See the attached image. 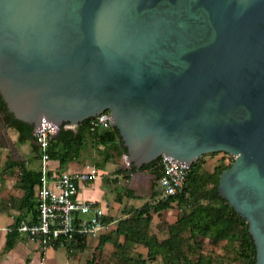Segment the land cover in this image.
<instances>
[{"label":"water","instance_id":"water-1","mask_svg":"<svg viewBox=\"0 0 264 264\" xmlns=\"http://www.w3.org/2000/svg\"><path fill=\"white\" fill-rule=\"evenodd\" d=\"M0 96L34 125L108 110L131 187L161 155L228 152L217 189L264 264V0H0Z\"/></svg>","mask_w":264,"mask_h":264},{"label":"crops","instance_id":"crops-1","mask_svg":"<svg viewBox=\"0 0 264 264\" xmlns=\"http://www.w3.org/2000/svg\"><path fill=\"white\" fill-rule=\"evenodd\" d=\"M78 124L67 127L76 129ZM87 126L86 123V128L82 130V144L77 157L61 165L58 158L49 156V167L70 172L96 170L94 178L78 184V197L102 206L105 218H119L122 212L134 211L150 202L152 192L159 189L155 183L156 178L152 179L150 188L143 177L138 178V184L136 182L131 187L129 181L133 170L126 165L121 166L115 154L105 158L107 148L95 141ZM6 134L7 137L0 143V264H133L131 261H123V258L133 259L138 254L148 264L160 262V257L159 260L147 259L148 248L143 243L127 241L124 233L115 231L110 234H84L68 247L55 246L43 251L35 239L15 230L13 226L20 216V219L32 218V212L22 206L25 189L20 179L19 164L23 163L27 169L40 171V160L34 149L37 146L34 139L18 140V131L12 126H6ZM33 159L38 160L37 167L33 166ZM143 171L150 172L149 169ZM159 198L164 197L158 196L157 199ZM174 208L175 216L171 212ZM179 212L175 205L152 211L149 224L151 233L156 234L159 239L167 237L168 225L175 222ZM105 235H109V238L102 241ZM81 240L82 244L79 245ZM115 242L124 248L119 249Z\"/></svg>","mask_w":264,"mask_h":264},{"label":"trees","instance_id":"trees-1","mask_svg":"<svg viewBox=\"0 0 264 264\" xmlns=\"http://www.w3.org/2000/svg\"><path fill=\"white\" fill-rule=\"evenodd\" d=\"M0 110L5 111L6 123L18 131V140L34 139L32 134L34 124L16 118L12 112L6 109L1 96ZM86 123L87 118L78 124L76 129L66 127L64 126L65 122L62 123L56 134L50 138L49 156L58 158L61 165L76 158L82 144V130L84 127L86 128ZM92 133L95 141L107 148L105 158H109L111 154L121 156V154L127 153V147L115 126L97 128ZM34 149L37 150V146H34ZM160 157L144 163L141 167L142 169L151 167L149 170L156 175L155 183L157 185L162 168L154 166V164ZM229 157L230 160L227 163L214 167L212 171H199V164L195 162L194 168L188 173L180 191L157 199L160 189H155L151 194L150 202H146L134 211L122 212L127 215L121 217L115 228L107 234L114 231L124 233L127 241L143 243L148 248L147 259L156 260L160 257L158 264H211V260L205 254L200 251L197 254L195 252L200 246L199 236H210L215 240L231 234L232 237L239 240L238 254L245 259L244 264H254L256 250L252 235L248 230V224L245 218L219 194L217 189L220 171L233 160L232 156ZM19 165L21 167L20 179L25 189L22 206L32 212L33 218L36 213L34 186L39 183L41 173L39 170L27 169L23 163ZM130 169L134 170L133 164ZM173 205L179 209V215L175 222L168 225V236L159 239L156 234L150 231L151 213ZM20 217L16 220V226ZM108 238L109 235H105L101 240ZM81 244L82 240L79 245ZM115 245L119 249L124 248L118 242H115ZM123 259L126 262L131 261L133 264H148L140 254L133 259Z\"/></svg>","mask_w":264,"mask_h":264},{"label":"built area","instance_id":"built-area-1","mask_svg":"<svg viewBox=\"0 0 264 264\" xmlns=\"http://www.w3.org/2000/svg\"><path fill=\"white\" fill-rule=\"evenodd\" d=\"M87 125L91 133L97 128H110L112 123L109 111L89 116ZM64 126L72 125L65 122ZM57 129L59 127L56 123L47 122L44 118L34 125L32 132L41 173L34 190L36 213L33 218L20 219L17 226H13L26 237L35 239L43 251L55 246L68 247L84 234L111 232L118 220L127 215L122 213L119 218L106 219L102 206L78 197V184L94 178L96 170L70 172L49 167L50 132ZM123 156L125 158L126 153ZM197 159L198 157L184 165L176 158L161 155L154 164L162 168V174L158 178V196L165 197L180 191Z\"/></svg>","mask_w":264,"mask_h":264},{"label":"rangeland","instance_id":"rangeland-1","mask_svg":"<svg viewBox=\"0 0 264 264\" xmlns=\"http://www.w3.org/2000/svg\"><path fill=\"white\" fill-rule=\"evenodd\" d=\"M5 126H9L5 123ZM13 131L12 128H10ZM125 153L118 156L117 159L126 160L127 168L131 166V162H127ZM231 155L225 151L206 152L200 155L196 162L199 164V171H212L214 167L225 164L230 160ZM233 157V156H232ZM33 166L37 167L39 162L33 159ZM232 162V161H231ZM175 216L176 209H171ZM200 246L195 250L196 254L200 251L211 260V264H244L245 259L238 254L239 240L228 234L226 237H221L213 240L210 236H199Z\"/></svg>","mask_w":264,"mask_h":264},{"label":"flooded vegetation","instance_id":"flooded-vegetation-1","mask_svg":"<svg viewBox=\"0 0 264 264\" xmlns=\"http://www.w3.org/2000/svg\"><path fill=\"white\" fill-rule=\"evenodd\" d=\"M0 115L2 116V118H3L4 122L6 123V121H5V119H4L5 111H3V110H0Z\"/></svg>","mask_w":264,"mask_h":264}]
</instances>
